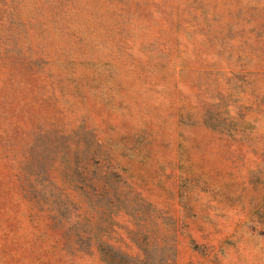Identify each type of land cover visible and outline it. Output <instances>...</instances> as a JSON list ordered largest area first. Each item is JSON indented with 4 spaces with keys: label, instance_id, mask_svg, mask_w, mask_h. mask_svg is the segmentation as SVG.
<instances>
[{
    "label": "rangeland",
    "instance_id": "obj_1",
    "mask_svg": "<svg viewBox=\"0 0 264 264\" xmlns=\"http://www.w3.org/2000/svg\"><path fill=\"white\" fill-rule=\"evenodd\" d=\"M0 264H264V0H0Z\"/></svg>",
    "mask_w": 264,
    "mask_h": 264
}]
</instances>
